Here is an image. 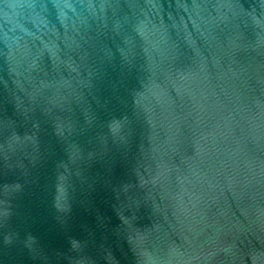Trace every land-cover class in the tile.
Here are the masks:
<instances>
[{"label":"water","instance_id":"1","mask_svg":"<svg viewBox=\"0 0 264 264\" xmlns=\"http://www.w3.org/2000/svg\"><path fill=\"white\" fill-rule=\"evenodd\" d=\"M0 264H264V0H0Z\"/></svg>","mask_w":264,"mask_h":264}]
</instances>
